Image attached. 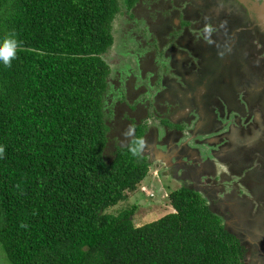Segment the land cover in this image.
Here are the masks:
<instances>
[{
	"label": "trees",
	"instance_id": "16d2710c",
	"mask_svg": "<svg viewBox=\"0 0 264 264\" xmlns=\"http://www.w3.org/2000/svg\"><path fill=\"white\" fill-rule=\"evenodd\" d=\"M139 1L0 0V36L14 31L23 42L12 66L0 65V246L13 264H249L194 188L175 189L174 211L141 226L135 204L107 212L153 164L128 144L107 156L106 54L116 18L131 19ZM134 127L145 139V126Z\"/></svg>",
	"mask_w": 264,
	"mask_h": 264
},
{
	"label": "rangeland",
	"instance_id": "374dc122",
	"mask_svg": "<svg viewBox=\"0 0 264 264\" xmlns=\"http://www.w3.org/2000/svg\"><path fill=\"white\" fill-rule=\"evenodd\" d=\"M262 2L264 8V0ZM207 10L213 13L212 17H206ZM133 15L131 19L124 15L116 18V42L106 54L112 69L105 103L111 138L107 156L112 158L117 147L128 144L123 133L129 126L135 128L137 124L145 126L146 151L154 160L150 174L141 186L135 191H129L127 200L119 202L107 212L119 214L135 204L138 209L134 222L136 226L144 225L172 212L170 194L184 186L200 190L225 222L228 215L221 208L226 209L233 203L241 202L244 210L251 207L244 216L247 219V228L252 230L249 231L250 239L240 230L238 233L241 236H237L248 250L250 264H264V159L261 162L253 157L254 164L245 163L246 168H237L235 174L229 163L221 159V152L215 141L237 126L236 119L245 118L238 111L242 105L241 98L235 106L226 97V93L234 94V84L224 86L225 83L216 80L215 72L212 71L213 64L219 62V54L225 55L226 45L220 37L225 35L226 43L234 35L237 25L252 21L244 1L140 0ZM246 44L249 48V68L243 73V69H240L241 63L236 62L238 68L235 78L238 77L240 83L248 86L264 80V38L258 32L250 31ZM242 54L235 51V59H239ZM253 59L258 62L252 61ZM187 74H192L191 80L198 84H207L209 91L221 93L224 98L212 99L206 96L202 102L195 101L192 96L193 81L189 80ZM204 78L210 79L209 82L203 83ZM163 87L167 95H171L173 91L181 93L184 105L189 107V114L182 119L183 122L176 121L178 126L172 114L181 105L175 101L171 105L164 95L165 91L162 92ZM204 110L213 111L216 118L211 124H216L215 127H207L210 125L207 120L210 113ZM170 122L175 124L172 125L175 129H180L181 124L186 123L189 129L196 132L193 133L194 138L197 139L198 134L204 140L202 143L197 141L194 146L201 161H205L207 168H211L199 177L194 173L199 168L191 161L190 158L194 155L190 153L186 155L190 160L186 171L177 170L176 164L179 162H175L170 167L172 172L164 169L161 172L162 177L155 176L156 167L162 168L156 160V151L159 149L166 153L172 150V141L163 132L168 130ZM199 124L206 126L200 127ZM237 128L242 132L246 127L239 122ZM207 134L209 136L205 139ZM203 144L210 149L207 153L203 150ZM221 165L228 167L229 175L223 168L220 171ZM252 172L260 181V186L256 184L255 190L248 188L245 183L248 181L246 177L253 175ZM259 204L262 206L261 213L257 210ZM256 229L259 234L254 233L253 230ZM255 257L256 262L252 259ZM0 264H13L1 246Z\"/></svg>",
	"mask_w": 264,
	"mask_h": 264
},
{
	"label": "crops",
	"instance_id": "0c3cea01",
	"mask_svg": "<svg viewBox=\"0 0 264 264\" xmlns=\"http://www.w3.org/2000/svg\"><path fill=\"white\" fill-rule=\"evenodd\" d=\"M248 2L250 4V6H252V7L254 6L253 9L257 12V16H256L257 20L259 21L261 27L262 26L264 27V8L262 6L263 2L262 3L255 2V1H248ZM247 28H249L247 23L237 25L235 27L234 35L230 39H228L226 43L224 42L225 41V35H222L220 37L222 42L226 45L225 55L219 54V62L213 64L214 67H212V71L215 72V79L216 80H218L220 83H225L224 86H229V85L234 84V86L236 87L234 94L226 93L227 94V96H226L227 100H229V102L235 106L238 105L239 98H241L243 96L244 89L242 87V84L239 82L238 77L235 78V76H237L235 74V71L238 68V66L235 65V63L236 62L241 63L242 58L240 57L239 59H235L234 52L235 51L241 52V45H240L239 40H240L241 36L244 33H246ZM146 54H145V56H146ZM146 59L148 60V57H146ZM148 64L150 65L149 60H148ZM248 65L249 64H247V65L244 64V65H242V68L244 69V68L248 67ZM187 76L189 77V80L192 82L193 80L190 79V77H192V74H187ZM209 80L210 79L204 78L203 83H205V82L208 83ZM206 85H204L202 83L198 84L195 81H193L194 91H193L192 96L195 98V101L202 102V100L207 96V94L209 93V90L207 89ZM261 90H262V87L257 88V86L254 83L249 85L248 96L250 98L256 97V102L253 104L254 108L258 107L261 109V107H262L261 103H260V101H261L260 100ZM143 91H144V89H143ZM163 91H165L164 95L167 96V98L170 100L171 105H172V101H175L178 105H181V107L178 108L177 110L175 109L174 113L172 114V116L175 117L174 118L175 124H176V126H178L179 123H177L176 121H182L183 118L188 116L189 111H190L189 107L186 105H183L181 103L182 100L184 101V99H183L184 97L178 91H173V93H171V95L166 94V89L164 87L162 88V92ZM245 95H247V93ZM203 106H204V104H203ZM239 108L241 109V106ZM204 111H208V110H204ZM210 115L209 114L207 115V117L210 119V121L207 119L209 121V124H210L207 127L212 128L213 127V124H211L212 123V117ZM257 116L260 118L259 122L261 124V129L264 130V109L263 108L261 109V111H258ZM213 118H215V117L213 116ZM185 124H181V126H183ZM199 126L205 127L206 125L201 126V124H199ZM238 131L237 132L235 131L236 135L242 139H240V142L235 140V142H236L235 144L234 143L230 144L231 152H234V154H236L237 151H240L242 149H243L242 150L243 152H241V153H244V151L248 152V150H250V151L257 150V149L258 150H260V149L264 150V132H261L263 135L260 136V138H258L256 135H253L252 132H249L247 135L251 136V137L246 139L242 135L243 131L242 132H240V131L238 132ZM256 131L257 130L253 129V133H255ZM171 132H168L166 134V136L168 138H170L172 141V143L170 145V148L172 150L170 152L166 151V153H164L162 150H159V149L156 151V154H155L156 160H157L158 164L162 165V168L156 167L157 169L155 172V176L156 177H160V176L162 177V174H161V172L163 173L162 170H164V169L170 170V167H172L175 162H179L183 166L188 165L190 160H189V158L186 157V155L189 153H190V155L191 154L194 155V157L192 156L190 158L191 161L194 164L198 165L199 169L197 171L196 170L194 171V173L197 177H199L200 174H202L203 172L208 170L209 167L207 168L205 161H201L200 156L196 152V148L193 149V146L188 143V140H184V139L179 140L177 138L178 137L177 129L174 128ZM207 136H209V134ZM237 140H238V138H237ZM206 149H207L206 145L203 144V150H206ZM207 152H208V150H206V153ZM195 153H196V155H195ZM193 158L196 159L198 162H196ZM248 158H249V156L247 157V159ZM175 159H177V161ZM151 160H152V158H151ZM146 189H148V188H146ZM231 206L233 207L234 210L239 209V212L242 215V220L241 219H239V220L242 223H243V221L245 222L246 221L245 216L251 210V207L244 210L241 202H239L237 204L233 203ZM172 211H174V208ZM244 214H245V216H244Z\"/></svg>",
	"mask_w": 264,
	"mask_h": 264
},
{
	"label": "flooded vegetation",
	"instance_id": "af4514ba",
	"mask_svg": "<svg viewBox=\"0 0 264 264\" xmlns=\"http://www.w3.org/2000/svg\"><path fill=\"white\" fill-rule=\"evenodd\" d=\"M240 1H244V0H240ZM248 1H255V2L262 3V0H245L244 1V4L247 7V14L249 15V17L251 15L250 18H251L252 21L248 24L249 28H247L246 33H244L241 36L240 40H239L240 45H241V52L243 53L242 56H241V58H242L241 64L242 65L250 64V62H249V53H248L249 48H247V44H246V42H248L249 32L250 31L258 32L262 36V38H264V29L261 27L259 21L257 20V17H256L257 16V12L253 9L254 6L253 7L250 6ZM205 15H206V17H212L213 13L210 10H207V13H205ZM252 61L258 62L257 59H253ZM242 65H240V69L242 68ZM248 68H249V65H248V67H246L244 69L242 68L243 69V73L248 71ZM241 84H242V87L244 89V94L241 97V100H242L241 109L238 108V111L245 118L242 119V120H237L235 118L237 126L234 127L230 132H225L224 136H221V139L220 138H218V140L215 139V141H216V143L218 145V148H219V150L221 152V154H220L221 159H223L225 162L229 163V165L231 166V168L233 169L235 174H237L236 173L237 168H246L245 163H247V164H253L254 163L253 161L250 160L251 157H249L247 159V157L249 156L250 150H248V152L244 151V153H241V152H243L242 151L243 149H242L240 151H237L236 154H234V152H231V150H230V144H232V143L235 144L236 143L235 140L240 142V139H242V138H240V137H238L236 135V132L238 131L237 127H238L239 122H241L246 127L245 130L243 131V134H242L246 139L251 137V136L247 135L249 132H252V134L256 135L258 138H260V136L263 135L261 132H264V130L261 129V124H260V122L258 120V116H257L258 111H261L262 108L264 109V92H263L264 91V80H261L260 83H255L257 88L262 87L261 95H260V100L261 101L259 100L260 103H261V106H262L261 109L260 108H256L255 109L252 106L254 104L256 98L255 97L250 98L248 96L249 85L245 86L244 83H241ZM246 93H247V95H245ZM207 96L212 98V99L224 98L221 93H215V92H212V91H209ZM183 102L184 101H181V103L184 105ZM208 112L211 114V115L210 114L209 115L212 117V120H213L214 119L213 116L215 117L213 111H208ZM207 119L210 121V119L208 117H207ZM213 121H215V119ZM250 122H253V124L250 123ZM247 124H248V127H247ZM249 124H250V126H249ZM172 125H175V124L170 122L168 130H163L165 135L168 132H171L174 129L172 127ZM215 126H216V124H213V127H215ZM253 129H255L257 131L255 133H253ZM177 133H178V137L177 138L179 140H182V139L188 140V143L193 146V149H195L194 143H196L197 141L200 140L201 141L200 143L204 142V140L202 138L201 139L199 138L198 134H197V139L194 138V134L193 133H196V132L191 130V129H189L187 124L181 126L180 129H177ZM207 135H205V137H204L205 139H207V137H208ZM237 138H238V140H237ZM207 143H209V142L207 141ZM206 147H207L206 150H210L208 145H206ZM145 153L147 154L146 148H145ZM148 157L151 159L150 155H148ZM221 166L222 167H220V171L222 172V168H223L224 171L229 175L228 167H223V166H226V165H221ZM186 167H187V165L183 166L180 163L176 164V169L177 170L183 169V171H186ZM177 170L175 172H177ZM175 172H173V173H175ZM249 177H251V176L249 175V176L246 177L248 181L245 182L246 185H248V188H250V182H249L250 178ZM211 191H214V190H211ZM209 195H211V192H210Z\"/></svg>",
	"mask_w": 264,
	"mask_h": 264
},
{
	"label": "clouds",
	"instance_id": "9594fccd",
	"mask_svg": "<svg viewBox=\"0 0 264 264\" xmlns=\"http://www.w3.org/2000/svg\"><path fill=\"white\" fill-rule=\"evenodd\" d=\"M22 41L18 39L14 31L8 32L0 36V65L11 67L12 62L17 58L18 51L22 47ZM128 141V148L134 157H141L146 148V141L143 137H139L135 133V129L129 126L123 133ZM5 147L0 145V158L3 157ZM147 190V189H146Z\"/></svg>",
	"mask_w": 264,
	"mask_h": 264
},
{
	"label": "water",
	"instance_id": "95a60500",
	"mask_svg": "<svg viewBox=\"0 0 264 264\" xmlns=\"http://www.w3.org/2000/svg\"><path fill=\"white\" fill-rule=\"evenodd\" d=\"M262 28L264 29V27L262 26ZM256 98V97H255ZM255 102H256V100H255ZM254 102V103H255ZM253 106V105H252ZM256 108H258V107H256ZM255 108V109H256ZM258 120L260 121V118L258 117ZM258 122V121H257ZM259 123V122H258ZM154 159L152 158V161H153ZM222 209V211L225 213V214H227L228 215V219H227V221L225 222L226 223V226L233 232V233H235L236 235H240L241 236V234L240 233H238V231L240 230V231H243L244 233H245V235H246V237L247 238H249L250 239V234H249V231H251L252 229H248L247 228V226H246V221H247V219H246V221L244 222L243 221V223L242 222H240V220L239 219H241L242 220V215H241V213L239 212V210H234L233 209V207L230 205L228 208H226V209H224L223 207L221 208ZM232 228H235L234 230L232 229ZM254 231V233L255 234H259L260 232H259V230H253ZM253 237V236H252ZM252 239V238H251ZM253 241H255V240H253ZM241 242L243 243V241L241 240ZM257 257V256H256ZM252 258L253 260H254V262H256V259L257 258ZM249 264L251 263V261H250V257H249ZM253 262V263H254Z\"/></svg>",
	"mask_w": 264,
	"mask_h": 264
}]
</instances>
